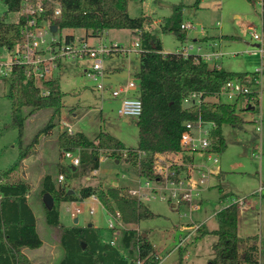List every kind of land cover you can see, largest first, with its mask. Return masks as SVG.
<instances>
[{"label": "rangeland", "instance_id": "obj_1", "mask_svg": "<svg viewBox=\"0 0 264 264\" xmlns=\"http://www.w3.org/2000/svg\"><path fill=\"white\" fill-rule=\"evenodd\" d=\"M196 1L129 0L128 13L132 17L148 16L151 22L145 29L161 39L165 51L175 52L180 40L172 32H160V28L164 18L173 13V6L181 4L183 22L195 25V28L185 30L186 43L193 42L192 38L197 35L219 36L217 38L225 46L223 49L229 52L218 60L221 69L245 72L259 68L262 56L260 53L251 52L259 42L252 38L249 27L256 26L258 32L262 31V1L257 0L254 4L248 0H200L198 4ZM7 10V4L4 0H0V16L6 15ZM18 19L19 13L16 11H10L6 15V20L10 22H17ZM69 34L74 35L78 40L85 37L86 33L83 29H63L58 30L56 35L64 37ZM104 37L108 43L114 42L129 49L127 54L114 53L104 58L103 65L109 74L103 79V83L109 89L100 92L96 84L84 73V70L91 65V60L67 62L64 68L56 70L53 75V79L58 81L56 85H59L61 91L65 93V105L55 127L49 133L43 131L53 113L51 108L39 110L26 121L23 143L30 144L39 134L37 143L31 148V151L38 156L27 157V165L23 163L20 172H15V175L27 181L29 189L36 186L31 199L42 201V181L44 174L47 173L54 175L56 186L75 190L76 195L79 189L87 184L129 188L137 187L138 181L143 180L129 163L126 161L118 163L111 156H107L106 152L103 154L106 160L101 161L96 174L92 171L74 178L65 174V180L58 179L61 174L59 161L63 166H72L71 159L64 155V151L60 152L59 147L57 148L58 144L56 145L57 133L67 128L66 123L72 126L74 132H84L91 139H94L99 132L105 131L122 140L128 147L136 148L139 144L138 119L133 117L127 120L126 117L118 115L120 101L110 96V90L117 84L126 83L134 77V70L140 63L138 48L134 47V43L140 42V34L138 31L122 28L107 30ZM87 38L91 43L99 42L98 37ZM9 61V50L0 47V62ZM255 89L260 92V101L258 105H254V109L248 110L245 101H238L237 110L245 121L236 125H224L222 128L227 140V148L222 152H212V155L208 152L193 154L196 165L212 169L208 185L198 196V204L192 207L187 204L172 207L169 201L149 194L144 202L158 216L144 219L138 226L122 222V226L110 229L108 221L111 215L100 201L91 197L57 203L61 208V222L58 226L47 223L46 207L39 203L36 206L39 216L38 230L44 243L36 249L25 247L23 253L34 264H59L65 255L60 241L64 229L74 225L85 227L92 223L102 236L113 241L121 251L124 250L121 244V233L124 229L134 227L139 233L148 232L154 250L161 257L172 251V255L165 263L178 262L181 258L176 246L180 241V234L186 233L190 226V230L194 229L198 225L194 223L199 222H204L208 228L217 227L216 212L229 201H233L235 199L232 198L233 195H241L246 203H251L248 207L246 205L239 208L238 234L244 238L249 235L261 237L260 257L264 262V76L261 78V85L256 86ZM8 92L9 78L0 76V173L10 168L20 156V136L18 129L11 125L12 103L7 96ZM221 100L233 102V98L227 95H222ZM48 147L51 150H48ZM42 152H46V155L43 156ZM210 156H217L219 162L214 163ZM41 160H45V167L40 165ZM79 166L80 164L77 167ZM219 171L222 172L221 175H218ZM223 191L233 195L229 194L221 198ZM92 207H94L93 212H91ZM78 208L80 211H77ZM76 217L79 222L75 224ZM193 239L195 240V237H192ZM216 242L217 236L214 233H205L196 239L195 245L189 246L192 253L185 264H209L214 256ZM137 247L134 246L133 250L136 251ZM124 254L128 256L127 252Z\"/></svg>", "mask_w": 264, "mask_h": 264}, {"label": "trees", "instance_id": "obj_2", "mask_svg": "<svg viewBox=\"0 0 264 264\" xmlns=\"http://www.w3.org/2000/svg\"><path fill=\"white\" fill-rule=\"evenodd\" d=\"M252 4L257 0H248ZM262 1V27L264 30V0ZM7 4V15L10 11H19L20 0H4ZM61 13L55 23L58 30L83 29L85 36L102 37L107 30L128 28L141 30L138 50L139 66L134 70V78L140 86L139 94L143 101V112L137 120L139 144L136 148L126 146L122 140L109 132L101 131L94 139L84 132H68L67 129L57 133V144L60 149L79 150L80 166H63L59 164L61 174L70 178L85 175L98 169L104 152L114 161H126L141 177L154 178L155 156L169 152L184 151L180 144L185 122L189 120L212 121L216 127L212 131L214 150L222 152L227 148V140L222 132L224 125H236L245 121L238 112L237 102L217 100L224 83L239 79L242 82L255 84L260 77L254 71L237 72L221 69L196 55L184 57L177 51L163 52L162 41L154 33L145 29L151 22L146 15L132 17L128 13L129 0H58ZM200 0L196 1L198 4ZM181 4L173 6V13L164 18L160 32H172L180 42L187 40V32L181 28ZM6 15L0 16V47L8 50L15 48L22 40V20L10 22ZM74 35H66L67 40ZM9 78L11 107V125L19 131V159L0 173V264H34L23 253V248H39L43 245L35 216L27 203L26 194L29 184L17 178L22 161L30 154L31 148L38 141V135L30 144L24 145L23 134L27 119L41 109L51 108L53 113L44 132H51L64 107L65 93L61 91L58 81H48L50 92L42 94L34 79L27 76L25 69L14 66ZM192 92H200L203 101L200 106H187L184 99ZM255 97L251 103V97ZM247 99V100H246ZM246 101L248 110L259 103L256 93L240 98ZM251 103V104H250ZM253 104V105H252ZM255 105V106H254ZM254 106V107H249ZM140 151L145 154L140 155ZM187 157V162H192ZM42 193L49 192L54 198L52 209H46L45 218L50 225H60V208L62 201L84 200L96 194L108 212L121 213L125 224L135 225L144 219L158 216L144 201L129 196L127 188L122 186L103 187L87 184L79 189L78 195L69 193L70 189L56 186L53 176L43 177ZM184 204V203H182ZM239 207L232 202L216 214L218 226L211 231L217 236L214 245V256L209 264H261L259 236L246 238L238 234ZM200 227L201 235L208 233ZM65 255L59 264H130L128 257L133 258L137 250L146 264H158L156 252L149 236L139 233L134 227L126 228L121 233V244L124 249L110 243L101 235L98 228L92 225L85 227L70 226L65 228L60 237ZM86 244L84 247L83 244ZM127 252L128 257L125 256ZM174 264H182L181 260Z\"/></svg>", "mask_w": 264, "mask_h": 264}, {"label": "built area", "instance_id": "obj_3", "mask_svg": "<svg viewBox=\"0 0 264 264\" xmlns=\"http://www.w3.org/2000/svg\"><path fill=\"white\" fill-rule=\"evenodd\" d=\"M19 17L22 20L23 40L13 49L9 50L10 61L0 62V76H9L14 66H21L25 69L27 76L34 79L35 83L41 89L42 94L50 92L48 81L53 79L54 72L66 66L67 62L76 63L77 60L89 59L92 61L84 73L96 84L97 90L100 92L107 91V87L103 83V79L107 76L103 61L107 56L116 54H127L128 48L120 44L108 43L104 37L99 38V42L91 43L87 36L76 40H67L66 36L56 35L57 31H53L51 26L55 23L57 16L61 13V5L58 0H20ZM181 28L189 30L195 28L190 22H182ZM139 34L141 30H137ZM249 32L252 38L258 41V45L252 53H260L262 63L254 72L259 73L260 77L255 84L242 82L239 79L229 80L223 84L218 94L217 100H221L222 95L233 98V102H237L242 97H248L250 94L256 93L260 100V92L255 89L261 85V78L264 76V30L258 32L256 26H250ZM221 41L212 42L208 51H203L200 46L195 43L183 42L177 49V52L187 57L191 54L200 57L210 63L221 68L218 62L223 56L229 52L224 51L220 47ZM196 47V50L194 49ZM134 47L141 48L140 42H135ZM140 86L138 81L133 77L128 82L120 84L117 88L110 90V96L120 101L118 115L126 118H139L143 112V101L139 94ZM262 90V89H261ZM103 94V93H102ZM101 94V95H102ZM255 97H251L253 102ZM247 100V99H246ZM203 101L202 93L192 92L185 99L184 104L189 106H200ZM246 102V101H245ZM250 103V104H251ZM68 132L73 133L72 126L66 123ZM216 127L212 121L189 120L185 122V128L182 132L180 144L184 151L181 153L169 152L157 154L155 156V177L153 179L141 177L143 180L138 181L137 187L127 188L129 196L136 197L144 201L145 197L151 194L153 197H159L162 200L174 202L177 205L184 203L192 207L198 204V196L200 192L209 183V177L212 174L211 167L198 166L194 162V153H210L216 152L213 148L212 131ZM140 155L145 152L140 151ZM64 155L71 159L73 167L80 164L79 150H65ZM191 157L192 162H187L186 158ZM212 157L214 163H218L217 156ZM106 157H101V161ZM98 169L93 171L94 174ZM59 181L65 179L64 174L59 175ZM94 200L100 201L96 194L90 196ZM101 202V201H100ZM238 207H245V198H235L233 200ZM69 210V208H67ZM77 211H80L78 208ZM94 207L91 208V212ZM108 212V211H107ZM109 228L116 229L122 226L121 213L108 212ZM201 227L200 224L192 229L195 233ZM181 240V242H183ZM110 243L114 245L113 241ZM115 246V245H114ZM128 257L127 255H125ZM156 258L160 260V256L156 254ZM130 264H146L138 252L133 258H129Z\"/></svg>", "mask_w": 264, "mask_h": 264}, {"label": "crops", "instance_id": "obj_4", "mask_svg": "<svg viewBox=\"0 0 264 264\" xmlns=\"http://www.w3.org/2000/svg\"><path fill=\"white\" fill-rule=\"evenodd\" d=\"M198 36V37H197ZM195 38H192L193 40V42L197 45V46H200L201 48H202V50L203 51H208L209 49H210V44H212V42H216V41H218V42H220L221 40L220 39H218L217 37H219V36H216V35H214V36H212V35H209L208 36V34L207 35H203V36H200V35H197ZM161 40V39H160ZM222 42V41H221ZM182 45V42H180L179 43V47ZM177 46V48H179ZM162 47H163V43H162ZM220 47L223 49V48H225V46H224V44L223 43H221L220 44ZM224 50V49H223ZM225 51V50H224ZM163 52H167V51H165V49H164V47H163ZM226 52H228V51H226ZM109 73H107V75H108ZM123 82H121L120 84H122ZM120 84H117L116 86H114L113 87V89H115V88H117ZM124 84V83H123ZM109 89V87L107 86V90ZM74 132V131H73ZM87 135V134H86ZM56 145H57V143H56ZM59 146H57V148H58ZM49 148V147H48ZM58 149H60V148H58ZM48 150H51L50 148L48 149ZM56 151H57V149H56ZM63 150L62 149H60V152H62ZM59 152V153H60ZM33 153V154H32ZM57 153V152H56ZM42 154H43V156H45L46 155V152H42ZM33 156L34 158H37V153L36 154H34V152H30V154L27 156V157H29V156ZM36 155V156H35ZM25 158L23 161H22V165H23V163H24V165H27L26 164V162H27V159L28 158ZM61 158V157H60ZM40 159V158H39ZM39 159L37 160V161H39ZM62 160V159H61ZM39 163V162H38ZM59 164H61V162L59 161V163H58V165ZM41 166H43V167H45V160H41V164H40ZM26 174L28 173V170H27V172H25ZM47 174H50V173H47ZM47 174H44V176L45 175H47ZM222 174V172L221 171H219L218 172V175H221ZM52 175V174H51ZM60 175V174H59ZM43 176V177H44ZM53 176V179H54V175H52ZM65 176V175H64ZM58 178H59V176H58ZM88 179H90V177H87ZM65 180V179H64ZM25 182H27V181H25ZM43 182V181H42ZM28 183V182H27ZM29 184V183H28ZM114 184H116V183H114ZM43 185V184H42ZM30 187V186H29ZM35 187L36 186H33V187H31V189H29V191H28V193L26 194V198H27V203H28V205H29V207L31 208V210H32V212H33V214H34V216H35V219H36V227H37V230H38V214H37V211H36V206H38L39 205V203L40 204H42L43 206L45 205V203H44V201H43V199H42V201L41 202H39V200H36V198H32L31 199V196H32V194L34 193V191H35ZM74 193H75V190H74ZM229 194H231V193H229V192H225L224 193V191H223V194H222V196H221V198H225L226 196H229ZM231 195H233V194H231ZM43 196H44V194H43ZM239 198V197H242L241 195H236V196H232V198ZM0 198H1V196H0ZM231 198V197H230ZM234 200V199H233ZM233 201H229L226 205H228V204H230V203H232ZM248 202V201H247ZM251 203V202H250ZM250 203H247L246 205H247V207L249 206V204ZM172 204V207H176L177 206V204H175L174 202H172L171 203ZM225 205V206H226ZM224 206V207H225ZM46 207V206H45ZM68 208H69V210H70V207L69 206H67ZM60 208V207H59ZM223 208V207H222ZM222 208H220V209H222ZM46 209H47V207H46ZM219 209V210H220ZM218 210V211H219ZM217 211V212H218ZM217 212H216V214H217ZM60 213H61V208H60ZM216 214H215V216H216ZM77 218V217H76ZM75 218V219H76ZM75 219H74V222H75ZM78 219V218H77ZM60 221H61V219H60ZM78 222H79V219H78ZM140 223H138L137 224V226L139 225ZM194 224H200L201 225V227H205L204 229H206L207 231H208V233H211V231H213V230H215L217 227H214V228H208L207 227V225L204 223V222H199V223H194ZM141 226V225H140ZM191 227V226H190ZM190 227L188 228V231H186V233H182V235L180 234V241H179V243H178V245L176 246L177 247V250H178V252L180 253V258H181V262H182V264H185V262H187V260H188V258L190 257V255H191V248H189V246L190 245H195V243H196V239H199L201 236H203V235H201V232L199 231L200 230V228H199V230L198 231H196L195 233H192V230H190ZM183 227H181V229H182ZM137 229V228H136ZM238 231H239V223H238ZM38 233H39V235H40V237H41V234H40V232H39V230H38ZM144 235H148L149 236V233L148 232H145L144 233ZM194 235V236H193ZM249 236H251V235H249ZM259 236V235H258ZM192 237H195V240L193 239L192 240ZM242 237V236H241ZM246 237H248V236H246ZM245 237V238H246ZM42 239V238H41ZM184 239V241L183 242H181V240H183ZM259 240H260V242H261V237L259 236ZM260 242H259V245H260ZM43 243H44V241H43ZM40 248V247H39ZM24 249V248H23ZM26 250V249H25ZM261 250V252H262V248L260 249ZM155 252H156V254H158V252L155 250ZM172 252V251H171ZM171 252H169L167 255H164V256H160V254H158L159 256H160V260H159V263L158 264H166L165 262L167 261V259H168V257H170V255H172V253ZM175 252V251H174ZM165 259V260H164ZM262 259V257H260V263L261 264H264V262L261 260ZM174 263H177V261H175V262H172V263H170V264H174Z\"/></svg>", "mask_w": 264, "mask_h": 264}, {"label": "water", "instance_id": "obj_5", "mask_svg": "<svg viewBox=\"0 0 264 264\" xmlns=\"http://www.w3.org/2000/svg\"><path fill=\"white\" fill-rule=\"evenodd\" d=\"M51 29H52L53 31H57L58 26H57L56 24H53V25L51 26ZM249 107H254V106H249ZM126 119L128 120V119H130V118H126ZM69 193H74V190H69ZM43 201H44L45 206L47 207V209H52V208H53V206H54V198H53V196H52L51 193L46 192V193L44 194V196H43ZM76 223H78V219H77V218L75 219V224H76ZM89 225H92V223H90ZM83 246L85 247L86 244L84 243Z\"/></svg>", "mask_w": 264, "mask_h": 264}]
</instances>
